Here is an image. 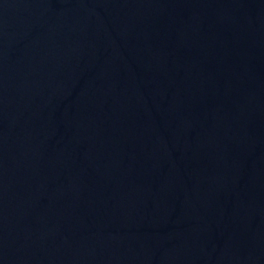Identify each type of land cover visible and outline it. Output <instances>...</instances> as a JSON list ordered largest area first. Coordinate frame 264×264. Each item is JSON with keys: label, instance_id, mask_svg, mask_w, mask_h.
<instances>
[{"label": "water", "instance_id": "1", "mask_svg": "<svg viewBox=\"0 0 264 264\" xmlns=\"http://www.w3.org/2000/svg\"><path fill=\"white\" fill-rule=\"evenodd\" d=\"M264 89V0H0V264H138Z\"/></svg>", "mask_w": 264, "mask_h": 264}]
</instances>
